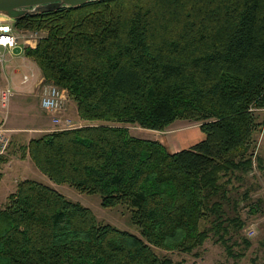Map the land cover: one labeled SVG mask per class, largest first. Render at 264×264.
<instances>
[{
  "label": "trees",
  "instance_id": "obj_1",
  "mask_svg": "<svg viewBox=\"0 0 264 264\" xmlns=\"http://www.w3.org/2000/svg\"><path fill=\"white\" fill-rule=\"evenodd\" d=\"M14 27L47 34L25 55L88 123L32 139L23 158L105 209L124 207L140 236L25 180L0 210V264H178L154 248L192 254L211 238L242 258L230 236L244 225L226 203L232 176L263 164L264 0H102ZM178 121L200 123L204 138L175 153L126 127Z\"/></svg>",
  "mask_w": 264,
  "mask_h": 264
},
{
  "label": "rangeland",
  "instance_id": "obj_2",
  "mask_svg": "<svg viewBox=\"0 0 264 264\" xmlns=\"http://www.w3.org/2000/svg\"><path fill=\"white\" fill-rule=\"evenodd\" d=\"M5 20L0 17V22ZM10 24L14 25V21H11ZM17 31L20 36L25 35L27 38L33 35L30 38L33 44L32 46L23 45L24 53L20 56L15 55L12 51L4 52L5 66H11L16 61L19 66L23 67L22 73L16 77V82L19 88L27 89L28 99L26 110H22L25 109V103L14 105V108L10 109L6 122L0 124L4 130L2 139L7 143L6 153L0 157L3 159L0 162V174L3 175L0 182V210L6 207L9 196L17 190L19 183L25 180H35L52 186L69 200L89 208L101 223L110 224L120 230L140 236L139 230L132 225L130 216L124 207L105 209L101 206L99 195H83L69 186L57 185L35 166L29 156L26 159L23 158L24 148L29 145L32 139L48 132L84 127L88 123L80 119L77 105L71 99L66 103L65 109L60 115L61 124L59 125L53 123L56 117L42 109L40 101L42 89L39 86L37 88L31 86L34 81L38 82L41 77L43 78L42 72L39 71V67L33 60L29 58L30 60L26 61L25 50L36 49L39 41L47 34L41 31L18 29ZM41 36L43 38H40ZM32 73L35 74L36 79L32 78L27 84H23L24 76H31ZM31 89L32 91L29 92ZM16 93L11 101H20L21 98H18L20 95L16 96ZM1 120L3 123V116ZM200 125L198 122L178 121L164 132L147 130L139 126L128 125L126 127L134 136L173 144L176 136L183 135L194 136L196 141L200 142L204 138ZM255 152L263 161L262 167L258 166L255 161L253 170L249 173L236 172L228 187L231 204L226 203L229 216L239 218L244 225L240 230L233 229L230 236L236 253L244 254L243 257L240 259L230 258L224 246L218 243L215 238L208 240L202 248L192 254L166 252L154 248L157 255L168 257L178 264H264V129L255 138ZM26 155L28 154L26 153ZM246 242L250 243L249 247Z\"/></svg>",
  "mask_w": 264,
  "mask_h": 264
},
{
  "label": "built area",
  "instance_id": "obj_3",
  "mask_svg": "<svg viewBox=\"0 0 264 264\" xmlns=\"http://www.w3.org/2000/svg\"><path fill=\"white\" fill-rule=\"evenodd\" d=\"M11 21H1L0 22V67L4 68L6 65V59L4 52L6 50L13 51L16 47H21L24 50L23 45L32 46L33 42L32 36L27 38V36H20L14 25L10 24ZM40 38H43L41 36ZM23 39V41H20ZM20 43L22 45H20ZM35 78V74L32 73L31 76L25 75L23 79V84H27L31 79ZM38 86L42 89L41 95V107L46 112H49L56 117L53 121L55 125L61 124L60 115L65 109L66 103H68L70 97L67 90L62 89L58 86L45 83L44 78L39 79ZM14 96V90L10 85H3L0 82V115L3 116L4 124L8 118L9 107L11 99ZM58 116V117H57ZM4 130L0 126V157L4 155L7 151V143L2 139V133Z\"/></svg>",
  "mask_w": 264,
  "mask_h": 264
},
{
  "label": "water",
  "instance_id": "obj_4",
  "mask_svg": "<svg viewBox=\"0 0 264 264\" xmlns=\"http://www.w3.org/2000/svg\"><path fill=\"white\" fill-rule=\"evenodd\" d=\"M93 1L102 0H0V17L17 21L29 14L80 7ZM14 54H22V48L16 47Z\"/></svg>",
  "mask_w": 264,
  "mask_h": 264
},
{
  "label": "crops",
  "instance_id": "obj_5",
  "mask_svg": "<svg viewBox=\"0 0 264 264\" xmlns=\"http://www.w3.org/2000/svg\"><path fill=\"white\" fill-rule=\"evenodd\" d=\"M20 45H22V44L20 43ZM6 51L9 52V50H6ZM12 52L14 53V50ZM23 53L24 52L22 51V54ZM22 54H20V55H22ZM20 55H17V56H20ZM25 59H26V61L30 60L27 57H25ZM26 61H24V63H26ZM5 67L4 68L0 67V82L3 85L12 86V88L14 90V94L17 91L16 96L19 94L20 96L18 98H21L20 101H17V100H12L11 101L10 107H9V112H10V109L12 110V108H14V105H19V103H25L24 104L25 109H22V110H26L27 109L26 101L28 99L27 89L19 88L18 83L16 82V77H18L22 73V68L23 67L19 66L18 62H16V61L11 66H8L6 68ZM9 70H10V73H8ZM39 71H40V69H39ZM35 79H36V76H35ZM38 79H39V77H38ZM31 86L33 88H37L38 87V82L34 81L33 85H31ZM30 91H32V89L29 90V92ZM12 104H13V106H12ZM9 112H8V115H9ZM1 118H2V116L0 115V123L2 122ZM195 142H198V141H196V138L194 136L192 137L191 135H188V136L187 135H183V136H176L175 137V142H173V144L165 143V142H162V144H164L170 152L175 153V152H179V151H181L183 149H187V148H190V147L194 146L196 144Z\"/></svg>",
  "mask_w": 264,
  "mask_h": 264
}]
</instances>
